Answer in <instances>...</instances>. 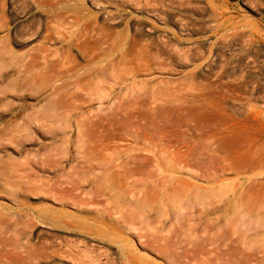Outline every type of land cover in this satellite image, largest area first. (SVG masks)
Returning <instances> with one entry per match:
<instances>
[{
	"label": "rangeland",
	"instance_id": "1",
	"mask_svg": "<svg viewBox=\"0 0 264 264\" xmlns=\"http://www.w3.org/2000/svg\"><path fill=\"white\" fill-rule=\"evenodd\" d=\"M0 264H264V0H0Z\"/></svg>",
	"mask_w": 264,
	"mask_h": 264
}]
</instances>
